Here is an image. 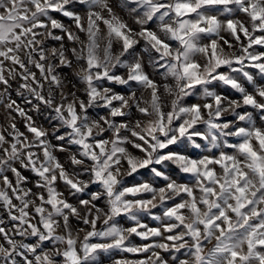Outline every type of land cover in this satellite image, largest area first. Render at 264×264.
Masks as SVG:
<instances>
[{
    "label": "snow or ice",
    "instance_id": "1",
    "mask_svg": "<svg viewBox=\"0 0 264 264\" xmlns=\"http://www.w3.org/2000/svg\"><path fill=\"white\" fill-rule=\"evenodd\" d=\"M116 8L127 9L138 30L118 15ZM57 14L69 18L87 37L86 99L64 109L62 132L69 136L57 141L60 153L69 141L79 147L74 163L86 176V183L72 180L59 161L52 168L48 166L54 157L39 125L24 123L26 135L21 130L17 134L20 128L13 123L12 135H0V140L7 141L0 155L11 153L13 158L25 136L38 139L37 144L25 147L23 166L9 167L13 159L0 166V211L6 210L12 223L8 228L0 219V251L4 253L0 264H103L104 256L111 258V264H264V0H0V88L11 90L5 67L18 66L22 71L17 79L31 81L34 88L49 75L50 82L57 81L58 68L66 67V46L48 48L45 41L61 42L65 35L69 41L75 39ZM85 20L86 26L82 23ZM56 30L62 35L55 34ZM222 32L231 39H225ZM141 41L151 52L147 58L157 69L155 76L143 71L137 60ZM114 42L119 43L123 56L116 70L109 72L100 66L95 52L103 44L107 65ZM225 46L234 52L222 54L221 50L227 52ZM84 51L82 46L80 52ZM49 54L60 67L47 63ZM197 54L207 58L206 65L195 61ZM129 57L134 63L128 66L126 77L118 76L119 64ZM32 58L39 74L27 67ZM161 74L179 80L182 87L169 109L160 111L157 107L159 118L155 121L149 120V109L138 100L133 109L139 118L130 123L132 118L124 111L128 107L126 95L113 94L111 87L103 93L97 88L101 81L132 87L147 84L153 104L158 105L164 85ZM212 80L235 90L240 99L225 101L217 94L214 113L211 104L198 101L182 107L183 96H191L193 89L200 90ZM101 95L99 102L112 122L105 120L106 130L100 133L89 128L81 135L79 114H89L90 105ZM36 102L43 105L49 98L41 95ZM226 102L236 105L232 119L221 113ZM12 103L15 113L31 120L15 99ZM205 112L211 114L207 136L201 135L198 124ZM185 115L190 119H184ZM237 120L240 123H235ZM194 137L201 143L208 139L212 150L194 158L186 149L176 147L181 140ZM229 138H235L234 142ZM33 147L37 151H32ZM169 160L176 161L177 173L186 179L165 174L161 164ZM121 164L129 176L147 170L162 185L149 179L126 185L118 176ZM23 169L34 174L33 187L27 186ZM59 181L67 195L58 190ZM101 201L105 203L101 205ZM154 209H162V214L152 215ZM101 210L106 214V227L98 230ZM145 215L159 225L142 223ZM122 217L134 222L133 226H121L117 218ZM73 221L84 226L79 228L86 233L80 240L74 237L77 226ZM25 234L35 238L34 243H24L23 239L17 243L15 237ZM133 236L144 243L133 244ZM156 238L160 242H155ZM209 242L212 247L205 254ZM114 251L144 254V258L116 259L111 255Z\"/></svg>",
    "mask_w": 264,
    "mask_h": 264
},
{
    "label": "clouds",
    "instance_id": "2",
    "mask_svg": "<svg viewBox=\"0 0 264 264\" xmlns=\"http://www.w3.org/2000/svg\"><path fill=\"white\" fill-rule=\"evenodd\" d=\"M109 3H111V0H108ZM142 23L146 24L147 21H141ZM72 30V29H71ZM73 34L75 39L70 40L73 42V46L66 47L65 55L67 57L66 60V67L70 70L68 73H61L56 72L57 81L56 82H50L51 76L49 75L48 80H44L39 88H34L31 81H23L17 79L21 75V71L17 70L15 67H11L9 70V67L4 68V72L7 73V79L10 81H15L17 84L20 85V87L16 88V94L18 97L22 98L23 105L19 106L24 110V113H35V114H41L42 109H44V115L45 118L48 119L49 124L52 126L50 128H46L43 125H39L42 131L45 133L44 135V141L45 145L48 148L49 152L52 154V159L49 163V167L52 168L55 166L56 162L59 161L62 163L66 175H68L72 180L78 181L81 183H86V181L81 178L83 174L79 172V166L74 163V159L79 157L80 149L77 145L71 143L70 141L67 144V147L64 149V157L61 161V158L58 156V147L55 143H53V140L58 141L61 137H64L65 139L68 138L69 133L62 132V128L64 127V123L61 119V116L63 114V111L66 107H75L77 104H80L84 99L81 98V95H78L77 93H82L85 96L88 92V83L86 78L89 75L88 69L86 67L87 64V38L82 39L74 30ZM134 38L137 40L140 39L138 33H133ZM219 39H223V36H220ZM114 45H119L118 42H114ZM85 48L84 53L82 54L80 52L81 47ZM56 48L57 50L61 48H65V44L63 41H61L59 47H52ZM222 54L224 55H230L234 52L233 49H229L227 52H223L221 50ZM69 53L71 55H69ZM143 53V55L141 54ZM100 66L106 67L107 71L113 72L116 70L118 61L122 59V52L120 51V48L118 51L112 53V57L110 59V62L105 65L104 60V47L103 44H101L99 47H97L95 52ZM23 55V54H22ZM151 56V52L148 51V47L146 45H143L140 53H137V60L142 64V70L149 73V71H146V69L150 70V74L155 76V73L157 71L153 61L147 57ZM204 56H201L197 54L195 57V61L197 63H200L202 65L207 64V60L205 62ZM54 59L51 54L47 56V63L50 65H54L55 67H60V65L53 63ZM35 58H32V61L27 65L29 66L33 65L35 63ZM134 63L131 57H129L128 60H124L122 63L119 64L120 69H123V72L117 73L120 77H126L128 66ZM231 75H234V73H231ZM94 79V76H93ZM160 79L164 80V85L161 88V95L159 97V104L154 105L152 102V89L147 86V84L144 85H138L137 87H132L128 84H122L116 81H108L110 83H114L116 85L120 86H126L128 88V94L126 95V99L128 101V107L124 109L126 114L130 116L132 119L129 121L130 123H135L137 118H133V107L136 106L137 101L139 100L141 102V105L144 107H147L149 109V120L155 121L159 118V111H157V107L160 111H165L171 107V105L177 101V93L181 89V83L177 79H172L170 76L165 77L163 74H161ZM217 83V81L212 80L210 81V85L202 86L200 88L199 92H196L195 89L192 90V95H196L197 101L200 102L202 105L204 104H211L212 105V112L214 113L216 111V104H215V97L216 95H220L224 97L225 101H230L227 96L221 95L214 85ZM221 86H225L223 83H219ZM9 88H12V84L8 85ZM97 88L100 90L101 93H103L104 89H107L108 87L103 86V81L99 82L97 84ZM113 94L115 95H121L125 96L123 94L116 93L113 89H111ZM46 96L49 98V102L45 103L43 105L37 103V98L39 96ZM187 96H183L182 100ZM102 100V95L97 97V102L90 105L92 107V110L95 111L96 109L103 108L104 104L102 102H99ZM13 99L11 98V93L7 89L0 90V105L3 106L2 113L5 117L4 124H0V135L7 133L8 135H12V132L10 130L11 125L13 123L17 124V118L15 116H12L8 110L12 109L14 112L15 108L12 103ZM35 101V102H34ZM27 105H31V107H26ZM240 106H243L242 104ZM182 107L187 108L189 107L186 105H182ZM57 109H60L58 112ZM236 112V105L231 102H226L224 104V107L221 109V113L224 117H231ZM80 120H79V126L81 130V135L86 133L89 128L92 129L93 133H100L102 129H105V124L103 123L105 120L112 122V117L109 113L106 114H99L92 116L90 114H87L85 112H81L80 114ZM210 113L205 112L203 113L202 118L198 121V124L201 127V135L207 136L209 134V129L207 128V123L210 118ZM20 118L23 119L24 123H30L33 125H38L36 121L33 120V117L31 116V120H25L24 114L19 115ZM184 119L189 120L190 115H185ZM252 120L255 121L254 115L252 116ZM86 121V122H85ZM248 121H243L242 123H247ZM235 123H240V121H235ZM106 130V129H105ZM139 130V129H137ZM20 129H17V134L19 133ZM223 131V129H221ZM57 133H60V136L57 135ZM108 139V138H106ZM178 140H180L179 137H177ZM7 143V141L0 140V148L4 147V144ZM38 139L35 136H25V142L24 144L17 149V154L13 158L11 153H8L7 155H0V166L5 165V162L9 159H13V164L9 165V167L15 166L16 164L23 166L25 161L23 159L24 156V149L29 144H37ZM176 147L183 148L187 150V153L192 150H196L202 154H206L208 151L212 150V145L208 139H204L203 143L200 142L199 137H194L192 139H184L181 140ZM75 148V151L72 149ZM32 151H37L36 147L32 148ZM128 153H125V156ZM39 155L43 156V151H39ZM156 154H153V158H155ZM143 159V157H138V160ZM39 163V160H38ZM169 165L176 166L175 160H169L167 163H162L161 167L164 169H167ZM166 174V172H165ZM119 179L121 181H125L127 177H129L128 169L125 165L121 164L119 172H118ZM163 177H160L162 179ZM141 181H144L143 178H140ZM149 180L155 181L156 183L159 182V179H157L156 176H150ZM3 189H0L2 191ZM81 195H86V193H81ZM105 203V202H103ZM105 212L101 210L99 212V229H103L106 227L104 224L105 219ZM60 229V223L57 222V230ZM11 231V229H10ZM85 231L83 229H77V231L74 233V237L77 240H80L85 235ZM24 237H29L27 234H25ZM19 243V241H17ZM210 245V246H209ZM212 247V242H209L208 245L205 246L204 252L207 254L208 250ZM3 246L0 245V249H2ZM0 255H4L3 251H0Z\"/></svg>",
    "mask_w": 264,
    "mask_h": 264
},
{
    "label": "rangeland",
    "instance_id": "3",
    "mask_svg": "<svg viewBox=\"0 0 264 264\" xmlns=\"http://www.w3.org/2000/svg\"><path fill=\"white\" fill-rule=\"evenodd\" d=\"M78 11H82V10H79L78 9ZM115 11L131 27H133L134 29H137L138 30V26L134 23L133 19H131L129 17V15L127 14V9H125L124 11H120L119 8H116ZM56 18L58 20H60L62 23H64L66 26H68L72 30H74L82 39H85L86 40V38H87L86 37V33L79 32V30H77L75 28V25L72 23V21L69 18L63 17L62 14H57L56 15ZM82 23H84L85 26H86V20L85 21H82ZM99 23L101 24V28L103 29L104 26H103L102 22H99ZM105 31H106V29H105ZM55 34L62 35V33H60L59 30H56L55 31ZM221 34L225 37V39H231L228 36L227 33H223L222 32ZM63 42H64V44H65L66 47L73 46V42L67 40L66 35H65V38H64V41ZM60 43L61 42H59V41H53L50 38L45 41V45L48 48L59 47ZM142 46H143V41H141L140 45L138 46V51L141 50ZM119 48H120L119 45H114V53L116 51H118ZM225 50L228 51L229 49H227L226 46H225ZM233 50H235V49H233ZM261 50H264V49H261ZM36 58L38 59V57H36ZM206 60H207V58H205V62H206ZM53 63H56L57 64L58 61L54 60ZM6 64H10V62H6ZM236 67H239V65H236ZM16 68H17V70H20L18 68V66ZM29 68L32 69V71H34L37 74H39V70L36 69L34 67V65L29 66ZM222 70L223 71H227V68H224ZM245 70L249 71L250 73H254L255 72V70H253V69L246 68ZM20 71H22V70H20ZM69 71L70 70L67 67H64L62 69L61 68H58V72H61V73H68ZM123 71H124L123 69H120L118 73L123 72ZM146 71H149V74H150V70L146 69ZM234 75H236V74H234ZM257 79H260V78L257 77ZM262 82H264V81H262ZM11 84H12V88L9 91L11 93V98L12 99H15L16 102H17V104H20L21 106H25V105H23L22 98L21 97H18L17 94H16V91H15V89L18 88V84L15 81H11ZM103 86L104 87H111L116 93H119V94H123V95H127L128 94V88L126 86L116 85V84L110 83L108 81H104L103 82ZM245 86L246 87L248 86L246 81H245ZM214 87L216 88V90L221 95L227 96L229 99H240L239 93H236L235 90L231 89L229 86H221L219 83H216L214 85ZM0 90H3V88H0ZM199 91L200 90H196V92H199ZM77 94L78 95H81V98L86 99V96L84 94H82V93H77ZM194 102H197L196 95H191L189 97H185L184 100H183V104L186 105V106L191 105ZM114 103L118 104V102H114ZM26 107H29L30 108L31 105H27ZM2 108H3V106L0 105V110H2ZM248 110L249 111H252L251 108H249ZM44 111L45 110L42 109L41 114H35V113H31V112H29L28 114L33 117V120L36 121L38 125H43L46 128H50L52 125L49 124L48 119L45 118V115L43 114ZM8 112L12 116H15L17 118V126L20 128L21 131H24L26 133V135H28L27 132H26V128L24 126L23 119L20 118L17 113L12 112L11 110H8ZM97 113L103 115V114H106V110L103 109V108H99V109H96L95 111L90 110V112H89V114L92 115V116L97 115ZM133 114H134L133 118H139L138 117V114H135L134 109H133ZM254 117H255V119H257V117L255 115H254ZM227 119H232V117H227ZM4 122H5L4 114L2 113V111H0V124H4ZM105 138H108V137L105 136ZM234 139L235 138H229V140L232 141V142H234ZM53 143H55L57 145V147L60 146L59 145V142H57L55 140H53ZM129 148H130V146H129ZM72 150L75 151V148H73ZM130 150H131V148H130ZM187 154L193 156L194 158L195 157H198L199 155H203L202 153H200V152H198L196 150L189 151ZM64 155H65L64 153H58V156L61 158V161L63 160ZM164 171L166 173H171L174 176H177L178 178H180L182 180L183 179H186L183 174L177 173L175 166L169 165L167 169H164ZM23 172L28 176L27 186L28 187H33V185L35 183L34 174L31 173L28 169H23ZM141 177L143 178L144 181H147L149 179V177H150V172H148L147 170H140L138 173L133 174L132 176L127 177L124 182H125L126 185L131 186L134 183L140 182L141 181V179H140ZM81 178L86 179V176H82ZM13 179H14V177H13ZM158 183L162 185V181H159ZM58 190L61 191V192H64L65 195H67V192L65 190V187H64L62 181H59L58 182ZM92 190L95 191L96 190L95 187H92ZM68 198H69V200H72V202H75L72 197L69 196ZM15 203L19 204V201H15ZM100 203L102 205L103 204V201H101ZM161 214H162V209H154L153 210V213H152V215H161ZM0 219H3L5 221V225L8 228H11L12 227V223L10 222L9 217L6 215V210L0 211ZM117 220H118L119 224L121 226H124V227L133 226V224H134V222L128 221L126 217L117 218ZM73 222H74V224H76L77 229H79L80 227H84L78 221H73ZM141 222L142 223H147V224H149V226H157L160 223L159 221H154L152 219V216H147V215L143 216ZM98 227H99V224H98ZM15 239L18 240V241L21 240V239H23V242L24 243H34V241H35V238H33V237H23L22 238V237L16 236ZM131 240H132V243L133 244H136V245H141L142 243H144L143 241L140 240V238L135 237V236L131 237ZM108 242H110V241H108ZM149 242H152V241H149ZM155 242H160L159 238H156V241ZM48 247H51V245H49ZM161 254L162 255H166L163 252H161ZM111 255H112V258H116V259H119V258H127L129 260H135V259H142V258H144V254L135 255V254H131V253H120L118 251H114ZM103 264H111V258H109L108 256H104L103 257Z\"/></svg>",
    "mask_w": 264,
    "mask_h": 264
}]
</instances>
